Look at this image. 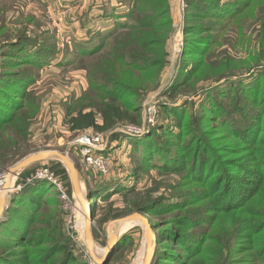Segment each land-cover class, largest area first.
Returning a JSON list of instances; mask_svg holds the SVG:
<instances>
[{"label": "trees", "instance_id": "trees-1", "mask_svg": "<svg viewBox=\"0 0 264 264\" xmlns=\"http://www.w3.org/2000/svg\"><path fill=\"white\" fill-rule=\"evenodd\" d=\"M184 1L188 7L199 9V12L187 17L190 22L202 21L207 17H223L221 11L227 12L224 17H229V12H238L245 6L242 3L236 5L235 0H227L223 4H219L221 0ZM199 2L204 5H198ZM163 4H156L151 0H132L129 6L134 5L137 26L119 24L123 15L110 14L109 3L96 5L97 12H89L80 19L84 23L83 27L87 26V36L81 43H74L73 48L79 61L89 60L86 66L89 72L88 87L82 98L73 100L74 107L67 110L65 124L70 133L79 136L93 131L108 134L111 142H120L125 133L121 134L119 127L126 124L140 127L143 121L142 107L128 100L129 97L139 96L140 88L135 86L129 77H125L119 67H125L124 69L137 73L141 78L156 79V73L149 74V70L161 66L163 58L167 56L165 40L173 31L171 20L157 22L156 16L150 18L139 14L146 15L161 9ZM96 17H103L111 23L112 19L119 27L115 29L116 25L105 31L99 30L94 27L97 23ZM149 21L153 23L145 26ZM238 21L236 27L242 26L241 19ZM155 23L168 29L166 39L155 42L149 38L142 37V41L137 39L136 36L140 33L138 31L143 27L154 28L152 25ZM21 31H16V39L18 35H22L20 42L25 39L31 42L20 44L18 47L25 46L27 51L37 55L38 60L30 64L40 68L41 62L48 61L47 57L54 56V53L50 50L46 53L41 42L23 37ZM185 31L195 37L185 38L183 56L192 50L198 51L203 45L216 43L212 42V36L204 34L212 31L209 24L187 27ZM112 39L113 45L108 47ZM140 41L143 52L134 47ZM154 43L160 46V52H153L155 58H149ZM0 58H4L2 53ZM19 62L4 59L0 62V173L7 171L31 152V120L27 119L28 113L24 110L22 102L29 100L32 103L34 90L29 91L28 88L33 81L25 72L16 71ZM234 64L233 68V64H214L211 68L213 77L207 79L211 81L210 86L199 91L194 87L201 81L202 70L206 67L201 63L192 70L187 80L181 82L176 94L178 97H184L194 93L198 98L207 93L215 83L235 75L236 70H240L241 74L252 72L251 68L243 70L241 61L235 60ZM231 70L233 74L229 73ZM186 73L188 72L183 69L179 75ZM191 85L194 91L187 89ZM143 88L149 89L150 85ZM194 100L195 98L192 101ZM184 105L185 102L179 106H168L164 103L160 105L168 125L175 124L171 122L169 115H177L178 109H174ZM194 105L195 102H186V106L192 107L191 111ZM204 107L208 111L206 106ZM201 117L205 118L203 112ZM198 121V118L196 120L192 116L189 124L191 127L188 125L185 130H178L180 133L184 131L186 137L189 136L186 142H172L174 145L165 140L164 148L157 146L162 149L154 150L152 134L149 138L133 143L135 151L144 161L155 163L163 174L176 175L175 184L169 185L165 182L156 187L145 185L139 190L131 189L124 195L126 211L114 215L109 212L100 223L132 212L161 219L153 225L157 245L151 264H236L240 260L241 264H264V130L259 139L256 138V130H250L251 124L247 125V119L237 115L222 120L226 127L219 130L222 134L217 133L218 130L202 127ZM162 129H165V126H159L153 132ZM178 134L171 132L176 139ZM234 145L236 149L233 150ZM48 168L63 182L66 195L71 196L69 175L63 164L51 162ZM30 174L31 171L23 172L20 176L24 178ZM213 176L214 180L211 178ZM24 188L21 195L12 196L5 211L7 223L10 225L7 227L8 238H0V248L8 247L12 250L0 253V264H88L76 262L70 241L62 239L63 233L58 226L60 216L47 211V204L42 199L47 188L45 182H36ZM162 190L164 191L161 192ZM167 192H173L171 203L164 194ZM51 197L53 196H50L48 201L52 200ZM93 197L95 198L94 195ZM159 206L162 209L157 212ZM34 210L35 218L31 216ZM94 217L96 218V214ZM2 223L3 221L0 222V231L5 227ZM121 245V241L116 244L113 255L104 264H110L113 259L117 260L123 256L127 246ZM18 247H21V250H13ZM118 247V252H115Z\"/></svg>", "mask_w": 264, "mask_h": 264}, {"label": "rangeland", "instance_id": "rangeland-1", "mask_svg": "<svg viewBox=\"0 0 264 264\" xmlns=\"http://www.w3.org/2000/svg\"><path fill=\"white\" fill-rule=\"evenodd\" d=\"M131 1L0 0V53L4 56L2 59L8 61L19 60L16 71H23L31 77L30 80L33 83L29 85L28 89L29 91L34 90L32 103L29 100L22 102L25 107L24 110L28 113L27 119L31 120L29 129V148L31 152L7 171H2L0 175H7L22 160L43 151L58 152L71 162L78 173L77 181L82 198L79 200L74 193L71 181L72 195L68 199H63L56 194V187L52 183L45 181L47 188L43 192L42 199L47 204L48 212L60 216L61 220L58 226L61 233H63L62 239L70 241L77 263L99 264L96 259L99 262H103L104 258L106 262L113 255V250L120 241L122 247L127 246L124 254L117 260L113 259L110 264H142L147 258L145 229L142 223L136 221L114 225L115 222L140 212H132L123 217L111 219L109 222L100 223L109 212L114 215L126 211L124 195L131 189L137 188L139 190L144 188L145 185L156 187L165 182L169 185L175 184L176 175L163 174L157 169L158 166L155 163H149L140 158L133 147V143L136 140H144V138H149L153 134L152 148L154 150L164 148V145H166L165 140L170 141L174 145L177 142H186L189 136L187 135L186 137L184 131L180 133L178 130H185V127L187 128L190 124V120L192 121V116L196 120L197 118L199 119L198 122L201 123L202 127H206L208 130H218L217 133L220 134L222 133L219 130L226 129L222 120L230 119L234 115L247 119V125L251 124L250 130H256V138L259 139L260 134L264 130V0H235L236 5L239 3L245 5L238 12H229V17H224L227 12L221 11V16L223 17H207L197 22H190L187 17L190 14L199 12V9L188 7L184 0H164V4L163 0H151L153 3L163 4V7L146 15L140 13L139 16L150 18L156 16L157 22L160 20H171L173 31L166 39L168 29L155 23L152 25L154 28L143 27L138 31L140 33L136 37L139 40L142 37L149 38L154 40V42L166 39L167 56L163 58L161 66L159 65L149 70V74L156 73V79L152 80L141 78L137 73H131V71L124 69L125 67H119V71L125 77H129L132 83L140 88L139 96L129 97L128 100L134 105L139 104L142 107L143 121L138 128L144 130V133L141 136L132 135L134 137L124 134L120 142H111L110 136L103 134L106 149L102 154L96 153L95 155L105 158L112 157L109 162L110 171L106 175H102L98 169L89 165L86 158L82 156V151L84 150L82 144L86 138L90 139L101 133L88 131L85 134L75 136L68 131L65 124L67 110L75 105L73 100L82 98L88 87L89 72L86 66L89 64V60L79 61L75 55L73 44L76 42L81 43L87 36V26L84 28V23L80 19H83L89 12L91 14L97 12L96 5L111 4L108 9L110 14L123 15V19L118 22L119 24L137 26L138 19L135 9L133 10L134 5L129 6ZM226 1L221 0L219 4H223ZM198 5L203 6L204 3L199 2ZM232 6L234 7V5ZM239 19H241L240 23H242V26L236 27ZM96 21L97 23H95L94 27L104 31L117 25L116 21L114 22L110 19L111 23L103 17H96ZM150 23L153 22L149 21L145 26ZM119 24L115 29L119 27ZM198 24H209L212 31L204 34L205 36H212V42L216 41V43L203 45L197 49L198 51L192 50L191 53L183 56L182 48L185 38L195 37L194 34H186L187 31L185 30L187 27ZM20 26L23 27L20 29ZM18 30H22L23 37L34 39L35 42H41L45 52L48 53L47 51L50 50L54 53V56L47 57L48 61H42L40 68L34 67L30 63L37 61L38 56L27 51L28 49L25 46L18 47L20 44L25 45L31 42L26 39L20 42L19 38L22 35H18V39H16L15 33ZM113 40L107 45L108 47L113 45ZM141 41L134 46L139 52L144 50ZM153 52H160V46L154 43L150 49L149 58H155ZM2 59L0 58V62ZM235 60L243 62L241 64L243 65L241 66L243 70L251 68L252 72H243L241 74L240 70H236L234 72L235 75L226 77L218 84L215 83L207 93L201 94L202 96L198 98L197 96L195 97L196 94L194 93H190L191 96L186 95L184 97H178L176 94L181 82L187 80L191 76L192 70L201 63L206 67L202 70L201 81L194 87L199 91L203 87L210 86L211 81L207 79L213 77L211 68L214 64L218 62H223L226 66L233 64V68ZM183 69L188 73L180 76L179 74ZM229 73L233 74V71L231 70ZM147 85H150V88L144 89L143 86ZM194 88L191 85L187 89L194 91ZM170 95L173 96L171 97ZM194 98L195 100L192 101ZM190 101L195 102L192 111L191 106H186V102ZM184 102L185 105L183 107L174 109H178L179 113L177 115L172 113L169 115L171 122L175 124L172 125L171 123V125H168L164 120L166 115L160 105L164 103L168 106H179ZM152 106L156 108L154 125L148 124ZM204 106H206L208 111ZM227 111L229 112L227 113ZM202 112L205 118L201 117ZM180 116L182 117L179 118ZM159 126H165V129L155 131L156 133L153 132ZM135 127L137 126L126 124L123 127H119L118 130L123 134ZM188 127H191V125ZM171 132L173 134L179 133L177 139L173 138ZM174 145L172 147H175ZM157 146H162V148ZM234 149H236L235 145ZM51 162L60 161L52 159L39 162L20 171L19 174L34 172L42 166L49 167ZM66 170L69 175V170L67 168ZM20 178L21 176L16 179L17 183L20 182ZM211 178L214 180L215 177ZM14 185L16 184L14 183ZM24 189L22 188L21 191L14 193V195H21ZM164 194L169 198V203H171L172 198H174L173 192ZM50 196H53L51 197L52 200L48 201ZM83 203L89 206L88 212ZM160 206L157 212L162 209ZM27 213L30 214V212ZM88 213L91 214V219L89 220L87 219ZM95 214L96 218L94 217ZM35 215L36 210L31 213L33 218H35ZM142 216L148 220L151 232L155 235L156 242L154 247L156 248L157 237L153 225L160 222L161 219L144 214ZM2 219L4 220H1V222L3 221L2 224L5 227L0 231V238L1 236L8 238L7 227L10 224L7 223L8 219L5 217V213ZM87 227H89L91 233V250L87 242ZM110 228H116L117 230H115L114 245L111 247L108 246L111 238ZM242 244L244 246L247 245L246 243ZM10 250L12 249L2 247L0 248V253H8ZM13 250H21V247ZM118 250L119 247L115 252H118ZM240 261L236 264H241Z\"/></svg>", "mask_w": 264, "mask_h": 264}, {"label": "built area", "instance_id": "built-area-1", "mask_svg": "<svg viewBox=\"0 0 264 264\" xmlns=\"http://www.w3.org/2000/svg\"><path fill=\"white\" fill-rule=\"evenodd\" d=\"M151 108L152 110L149 114L148 124L154 125L156 108L155 106H152ZM135 129L139 128H131L128 132L124 133L126 135H129L130 137H134L132 135H143L144 130ZM82 145L84 147V150L82 151V156L86 158L87 163L98 169L100 174L106 175L110 171L109 162L112 160V157L105 158L100 155H95L96 153L102 154L103 151H105L106 149V142L103 134H97L95 137L90 139L86 138ZM9 178V173L7 175H0V198L3 192L5 191V187L7 186ZM36 181H46L52 183L53 186H55L57 189V194L63 199H68V196L66 195V192L64 190L63 182L58 177H56L54 173L51 172V170L46 166H42L41 168L36 169L34 172H31L30 175L24 178L21 177L20 182L18 183L17 181H15L16 185H13L11 187V192L13 194L17 193L18 191H21V189L24 188L26 185H32L36 183Z\"/></svg>", "mask_w": 264, "mask_h": 264}, {"label": "water", "instance_id": "water-1", "mask_svg": "<svg viewBox=\"0 0 264 264\" xmlns=\"http://www.w3.org/2000/svg\"><path fill=\"white\" fill-rule=\"evenodd\" d=\"M52 159L59 160L69 170L70 179H71L72 185L74 187V193L76 194V196L80 200L79 197H80L81 191H80L79 184L77 181L78 180V173H77L76 169L74 168V166L71 164V162L66 157L59 154L58 152L43 151V152H39V153L30 155L29 157L25 158L20 163H18L14 169H11L9 171V176L11 177V176L19 173L20 171L28 168L29 166L36 164V163L45 162V161L52 160ZM5 189H6V187H5ZM10 191H11V188H10ZM10 191H9V193L4 194L0 199V219L2 218L4 212L6 211V207H7L6 204L9 200L10 196H12V194H13L12 192L10 193ZM89 219H91V214L89 216ZM136 221L141 222L145 228V231H146L145 232L146 233L145 239H146V242L148 245V256H147V261L144 264H151L152 258L154 255V251H155L154 245H155L156 240H155V235H153L151 232V226L149 225L148 220H146L142 216V214L135 213L131 216H128V217L121 219L118 222H115L114 225L119 224V223H131V222H136ZM110 230H111L110 231L111 238H110V242L108 243L109 247L114 245L113 242L115 240V235H116L115 231L112 232L111 228H110ZM87 242H88V245L91 246V248H92L91 233H90L89 228L87 230ZM96 261L99 264L105 263V260H103V262H99L96 259Z\"/></svg>", "mask_w": 264, "mask_h": 264}, {"label": "crops", "instance_id": "crops-1", "mask_svg": "<svg viewBox=\"0 0 264 264\" xmlns=\"http://www.w3.org/2000/svg\"><path fill=\"white\" fill-rule=\"evenodd\" d=\"M18 176H20V174L19 173H17V174H15V175H13V176H11L9 179H10V182H9V180H8V183H7V186H6V189H5V191L3 192V194H2V196L4 195V194H6V193H9V191H10V188L14 185V183H15V181H16V179H17V177ZM69 180L71 181V179H70V174H69ZM71 184H72V182H71ZM10 193H11V191H10ZM14 194H12V196H13ZM1 196V197H2ZM12 196H10V198H9V200H8V202H7V204H6V209L8 208V206H9V204H10V200H11V198H12ZM3 217H4V214H3ZM2 217V218H3Z\"/></svg>", "mask_w": 264, "mask_h": 264}, {"label": "bare ground", "instance_id": "bare-ground-1", "mask_svg": "<svg viewBox=\"0 0 264 264\" xmlns=\"http://www.w3.org/2000/svg\"><path fill=\"white\" fill-rule=\"evenodd\" d=\"M110 191H111V190H110ZM79 198H82V197H81V194H80V197H79ZM81 200H83V199H81ZM83 204H84V207H85L86 211L88 212V211H89V209H88L89 206L86 205L85 203H83ZM4 213H5V212H4ZM89 216H90V213H88V215H87V219H88V220H89ZM2 217H3V216H2ZM1 220H4V219L1 218V219H0V222H1ZM122 224H128V223H122ZM88 228H89V227H87V230H88ZM144 229H145V228H144ZM87 230H86V231H87ZM115 230H116V228H115V229L112 228V232H114ZM116 231H117V230H116ZM116 231H115V232H116ZM145 232H146V231H145ZM145 235H146V233H145ZM145 244H146V247H147V256H148V245H147L146 239H145ZM88 246H89V245H88ZM89 249H90V250L92 249L91 246H89ZM104 259H105V258H104ZM104 259H103V260H104ZM146 261H147V258L145 259V261L142 262V264H144Z\"/></svg>", "mask_w": 264, "mask_h": 264}]
</instances>
